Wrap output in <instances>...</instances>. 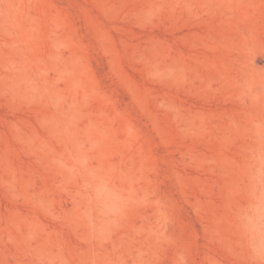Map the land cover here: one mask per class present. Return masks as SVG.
<instances>
[{
  "label": "rangeland",
  "instance_id": "1",
  "mask_svg": "<svg viewBox=\"0 0 264 264\" xmlns=\"http://www.w3.org/2000/svg\"><path fill=\"white\" fill-rule=\"evenodd\" d=\"M0 264H264V0H0Z\"/></svg>",
  "mask_w": 264,
  "mask_h": 264
}]
</instances>
